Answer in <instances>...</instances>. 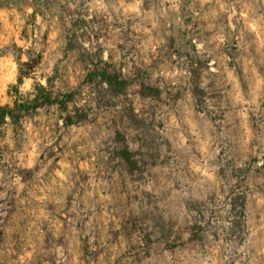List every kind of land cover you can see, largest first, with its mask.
I'll list each match as a JSON object with an SVG mask.
<instances>
[{"label": "rangeland", "instance_id": "rangeland-1", "mask_svg": "<svg viewBox=\"0 0 264 264\" xmlns=\"http://www.w3.org/2000/svg\"><path fill=\"white\" fill-rule=\"evenodd\" d=\"M0 264H264V0H0Z\"/></svg>", "mask_w": 264, "mask_h": 264}]
</instances>
